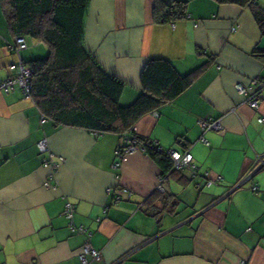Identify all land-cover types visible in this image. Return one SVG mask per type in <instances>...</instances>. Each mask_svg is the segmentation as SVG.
<instances>
[{
  "label": "crops",
  "instance_id": "1",
  "mask_svg": "<svg viewBox=\"0 0 264 264\" xmlns=\"http://www.w3.org/2000/svg\"><path fill=\"white\" fill-rule=\"evenodd\" d=\"M155 6L156 0H91L85 45L125 82L124 105L141 93L149 58H167L183 75L197 71L135 129L166 149L188 147L199 169L170 174L161 192V168L145 152L113 168L119 134L41 123L35 100L18 85L1 90L0 264H82L86 234L69 226L67 200L76 205L75 225L92 232L102 253L92 264H264V167L239 186L264 157V98L254 109L235 88L236 81L264 82V35L248 6L189 0V17L175 23L157 22ZM9 10L0 0V83L19 59L9 48ZM39 42L27 41L25 61L46 52ZM211 117L221 118L223 130L201 129L198 121ZM45 137L50 152L41 155ZM50 155L65 159L52 179L43 165ZM121 188L131 197L116 202Z\"/></svg>",
  "mask_w": 264,
  "mask_h": 264
},
{
  "label": "trees",
  "instance_id": "2",
  "mask_svg": "<svg viewBox=\"0 0 264 264\" xmlns=\"http://www.w3.org/2000/svg\"><path fill=\"white\" fill-rule=\"evenodd\" d=\"M217 1L248 6L264 35L262 2ZM90 2L91 0H3L10 8L8 21L15 33L14 41L10 44L15 42L16 36H24L26 42L28 37H32L50 48L49 55L43 58L25 61L20 55L33 71L31 90L22 91L38 105L41 123L51 120L55 126L73 125L98 133L114 132L122 138V144L117 148L126 146L128 138L136 139L143 147L142 151L159 165L161 176L166 178L177 172L173 170V160L168 149L156 140L139 135L135 124L145 114L157 110L163 103L180 95L190 85L197 71L183 75L169 59L149 58L141 75V93L132 103L122 104L125 82L109 72L85 45ZM188 3L189 0H156V21L175 23L189 17ZM12 50L16 53L15 49ZM40 153L45 155L41 151ZM68 221L71 227L70 220Z\"/></svg>",
  "mask_w": 264,
  "mask_h": 264
},
{
  "label": "built area",
  "instance_id": "3",
  "mask_svg": "<svg viewBox=\"0 0 264 264\" xmlns=\"http://www.w3.org/2000/svg\"><path fill=\"white\" fill-rule=\"evenodd\" d=\"M235 29V27L233 28ZM27 47V42L24 38V36H16L15 42L13 44L9 45V48L15 49L16 53L19 56L18 63L11 67L17 68V71L11 74L5 81L0 83V91L1 90H10L14 88L15 85H19L24 92H29L31 90V81H32V75L33 71L29 67V65L25 64L24 61L20 57V51L25 49ZM235 88L244 94L247 99L249 105L254 108L258 109L261 102L263 101L264 95H263V89H264V82L260 77L254 78L249 85L236 81L235 82ZM254 89V90H253ZM44 119V118H43ZM260 120L264 122V117H260ZM201 129L203 131L207 130H223V124L221 118H202L198 121ZM204 142L208 144V141L206 139H203ZM38 147L42 153H48L50 152L49 146H48V139L42 138L38 142ZM144 150L143 147L140 145V143L134 139V138H128V143L124 147H119L115 150V159L113 161V168L119 169L122 167V164L128 160L129 156L134 154L137 151ZM168 154L171 156L173 160V170L183 171V170H191L192 173H196L199 169V166L194 162V155L191 152V150L187 147L183 150L170 148L168 149ZM65 159L63 157H59L58 161L52 160V155H50L49 158L44 159V166L51 168L52 173L50 174L49 178H54L55 173L60 165V162H63ZM259 165H256L254 168L249 170L245 176L243 177V182L239 183V186L243 184L246 180L249 178H252L253 174L264 167V157L259 160ZM206 175H208V172H206ZM221 179V177H217L216 179H208L207 185H211L215 182H218ZM165 181V178L160 175L159 177V183L157 185V189L161 192L164 191L163 183ZM247 182V181H246ZM45 186L51 187V180L48 179L45 181ZM55 186V185H54ZM252 189L257 191L258 186H252ZM132 191L129 188H121L119 189L115 194V201H119L122 198L128 199L131 197ZM76 205L71 202L67 201L64 208V214L68 217L70 220V224L73 230L86 234V240L81 247V250L79 252V258L81 260L82 264H92L95 260H100L102 258V253L98 249H96L92 243H91V236L92 232H89L85 229L84 226H75L73 222L74 217V211H75Z\"/></svg>",
  "mask_w": 264,
  "mask_h": 264
},
{
  "label": "rangeland",
  "instance_id": "4",
  "mask_svg": "<svg viewBox=\"0 0 264 264\" xmlns=\"http://www.w3.org/2000/svg\"><path fill=\"white\" fill-rule=\"evenodd\" d=\"M27 41H32L31 37H28ZM40 44L44 45L46 48V52L44 54H42L41 58L46 57L47 55H49L50 52V48L47 44H45L44 42H39Z\"/></svg>",
  "mask_w": 264,
  "mask_h": 264
}]
</instances>
